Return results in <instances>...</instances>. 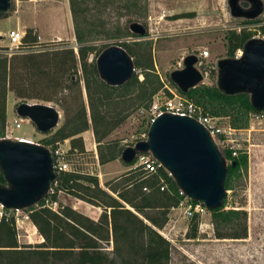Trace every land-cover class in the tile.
Wrapping results in <instances>:
<instances>
[{"label":"trees","instance_id":"16d2710c","mask_svg":"<svg viewBox=\"0 0 264 264\" xmlns=\"http://www.w3.org/2000/svg\"><path fill=\"white\" fill-rule=\"evenodd\" d=\"M114 1L121 2L118 7L130 15H147V0H68L76 51L70 46L36 48L38 35L32 27L24 31L21 52L8 55L3 52L5 47L0 46V137L7 122V93L12 91L16 98L45 100L62 111V123L45 133L40 139L42 145L54 149L69 140L67 156L83 153L82 133L91 128L99 164L121 160L124 145L107 138L133 112L147 110L163 83L153 61V41L130 32L129 25L121 26L119 20L111 24L101 18V13ZM247 5L241 2V6ZM7 16V13L0 14V18ZM192 16V12H184L173 18ZM258 21L243 19L242 22ZM254 29L264 34V25ZM252 36V31L245 28L228 30L224 35L226 55L235 57ZM95 37L138 38L116 43L132 58L136 70L123 84L109 85L100 78L96 58L103 49L95 52L92 43ZM26 47L33 49L26 50ZM92 53L94 56L89 60ZM210 75L216 76V71L211 70ZM177 90L200 106L203 113L227 118L235 129L247 128L250 114L264 111L252 106L248 93L225 94L216 83H200L185 93ZM141 123L146 124L143 132L147 133L149 125L143 118ZM221 154L227 162L225 197L220 207L208 210L211 224L218 239H244L247 237L246 210L228 206L226 193L246 170L248 156L242 149L237 156L228 149ZM136 162L137 158L129 163L122 161L130 169L107 180L103 186L96 174L80 170L55 172L45 196L25 209L43 240L34 245L19 244L14 217L2 215L0 264H171L172 245L160 230L167 223L170 210L179 206L182 199L179 187L164 168L147 172ZM0 184H7L1 170ZM58 192L101 208L98 218L93 219L69 205L59 204L53 210L47 204L57 202ZM198 224L199 216L195 214L189 219L187 238L197 236Z\"/></svg>","mask_w":264,"mask_h":264},{"label":"rangeland","instance_id":"374dc122","mask_svg":"<svg viewBox=\"0 0 264 264\" xmlns=\"http://www.w3.org/2000/svg\"><path fill=\"white\" fill-rule=\"evenodd\" d=\"M10 1L11 8L7 15L21 16L24 24L13 29L24 32L25 25L38 27L39 31L34 28L37 30L39 42L36 48L75 46L77 50L76 40L72 35L68 0ZM120 3L114 1L109 4L101 13V18L111 24L119 20L121 26H128L135 21L146 28V36L142 37L153 41V61L158 74L165 83L170 84L168 81L169 73L182 68L183 57L190 54L198 57L196 67L203 74V83L208 85L216 83V76L210 75L211 70L217 72V62L220 59L230 58L226 55L224 35L228 30L238 31L243 20L231 16L227 0H147L146 17L130 15L125 9L118 7ZM89 6L91 7L92 4ZM95 12V9L91 11L93 14ZM184 12H192L193 16L173 18L174 15ZM13 26H15L13 18H0V34L3 36L1 47L8 44L7 33ZM251 29L253 36L258 38V30L253 29V26ZM56 35L62 39L72 37V40L40 41L39 38L41 36L42 39H50ZM136 39L138 38L95 37L92 43L95 45V52H98L104 49L106 45L130 42ZM29 49L33 48L26 47V50ZM204 50L208 51V56L202 58L201 55ZM241 53L242 50H238L235 58H239ZM94 54L90 55L89 60L93 58ZM139 79H142L141 75H139ZM7 98L6 126L12 129L14 136L27 137L33 140H40L45 136L44 133L36 129L32 121H27L26 118H24L20 128L14 127L13 120L22 118L15 112L16 106L21 102L40 103L55 107L60 113L59 122L55 128L62 123V111L52 102L41 99L22 100L16 98L14 100L12 91H8ZM141 122L142 117L137 112H133L107 139L118 140L122 145L126 144V140L144 139L147 136V133L143 132L146 124ZM218 123L223 125L229 123V120L221 118ZM235 136L239 149L247 153L248 163L242 176L234 182L233 189L227 191V204L246 210L247 237L244 239L216 238L208 212L199 216L197 236L187 238L189 219L182 207L172 208L168 214L167 223L160 230L172 245L171 264H264V120L254 116L250 117L249 126L245 129H239ZM85 141L88 150L85 148L83 153L68 156L69 163L74 170L96 174L100 185L103 186L107 180L130 169L119 159L105 165L99 164L91 131L85 134L84 146ZM67 146H69V140L59 145L63 150H66ZM59 204L72 206L93 219H97L101 212V208L64 192H58L57 202L51 204V207L57 209ZM25 212V209L19 213L14 212L15 216L22 217L16 226L17 240L21 245H34L43 239L30 219L23 218Z\"/></svg>","mask_w":264,"mask_h":264},{"label":"water","instance_id":"95a60500","mask_svg":"<svg viewBox=\"0 0 264 264\" xmlns=\"http://www.w3.org/2000/svg\"><path fill=\"white\" fill-rule=\"evenodd\" d=\"M249 4L241 6V2ZM235 18L254 19L263 10L262 0H227ZM11 8L10 0H0V14ZM132 33L144 36L146 28L131 22ZM239 58H224L217 62L216 86L225 94L248 93L252 106L264 110V39L247 40ZM198 57H183V67L169 73V79L181 92L203 83L197 69ZM100 78L109 85H120L136 72L126 50L110 44L96 58ZM16 114L32 121L41 133L54 129L59 111L40 103L21 102ZM150 152L173 177L179 189L207 209L218 208L225 197L224 181L227 162L207 129L188 116L162 113L149 125L145 139L125 146L120 159L129 163L138 153ZM0 170L6 186L0 184V204L7 209H26L40 201L55 179L49 150L35 143L10 138L0 139Z\"/></svg>","mask_w":264,"mask_h":264},{"label":"built area","instance_id":"2783aa9c","mask_svg":"<svg viewBox=\"0 0 264 264\" xmlns=\"http://www.w3.org/2000/svg\"><path fill=\"white\" fill-rule=\"evenodd\" d=\"M262 2H263V10L259 16L254 18V19H258L259 21L252 24L242 22V25L239 27L238 31L242 28H245L247 30H252L251 26H253L254 29L260 25H264V0H262ZM248 6L249 4L246 7ZM23 35L24 32H20L15 29L9 30L7 33L8 44L5 46V50L3 52L8 55L21 52L22 49H20V47H21V40ZM253 37L254 36H252V38ZM259 37L263 39L264 34H262L258 30V38ZM75 44L77 46V43ZM72 48L76 51L75 46ZM201 56L202 58L207 57L208 51L207 50L202 51ZM161 81L163 83V88L152 97V102L149 108L147 110L141 108L137 112L139 116L145 119L148 125H150L154 121V119L162 113H171L175 115L191 117L200 124H202L207 129L209 135L211 136V138L213 139V141L215 142V144L217 145V147L221 152L224 149H228L231 150V154L233 156H237L238 151L240 149L238 147L237 138L235 134L236 132L239 131V129L233 128L229 123L223 125L219 124L218 121L221 119L220 117H214L203 113L200 106L196 105L192 100L181 95L176 87L165 83L163 79H161ZM253 116L256 117L257 119L264 120V111L260 113H251L250 117ZM26 120L30 121L28 118H26ZM23 121L24 118L14 119L13 120L14 127L17 129L20 128L21 123ZM5 138L21 140L29 143L42 145L40 140H33L27 137L14 136L12 134V129L8 128L7 126L5 127L4 135L1 136L0 139H5ZM138 140H142V139L138 138L131 141L126 140V144L124 145V147L128 145H134L135 142ZM42 146L46 147L50 152L54 172L74 170L69 163L67 150H63L59 146H57L54 149H52L50 146H45V145ZM136 158H137L136 165L142 167L147 172H154L159 167L164 168L163 165L150 152L138 153ZM179 195L182 196V199L178 207H182L184 209V213L188 219L192 218L195 214H197L198 216H202L203 214L208 213V209L203 203L199 201L193 202V199L187 197L181 189H179ZM51 204H55V202L48 203L47 205L50 208H52ZM6 209L7 208H5L4 206H2V204H0V218L4 214L12 215L14 217L15 226H17L18 222L22 219V217H20L19 215L15 216L14 212L19 213L22 210L7 209L8 212H5ZM23 218L29 219L27 212L24 213Z\"/></svg>","mask_w":264,"mask_h":264},{"label":"crops","instance_id":"0c3cea01","mask_svg":"<svg viewBox=\"0 0 264 264\" xmlns=\"http://www.w3.org/2000/svg\"><path fill=\"white\" fill-rule=\"evenodd\" d=\"M68 11H69V9H68ZM69 16H70V13H69ZM7 17L13 18L14 23H15V26L11 27L9 30L13 29L14 27H17V26L20 27L21 25L22 26L24 25L23 22H22L21 16L8 15ZM70 23H71V27H72L71 17H70ZM27 27H32V28H37L38 29V27L36 25H31V26L25 25V28H27ZM38 31H39V29H38ZM39 35H40V33H39ZM72 35H73V30H72ZM2 38H3V36H1V34H0V46H2V41H3ZM39 38H40V41H51V40H54V39H62L59 35L53 36L50 39H42L41 36ZM62 40H72V37H70L68 39H62ZM15 99H16V97L14 96V100ZM7 105H8V98H7V101H6V116H7ZM90 131H91V136L93 137L92 130H86V131H84L82 133L83 140H85V134L88 133V132L90 133ZM85 146H86L85 148L88 150L89 148L86 145V141H85ZM68 147L69 146L66 147V150L68 149ZM103 165H105V164H103Z\"/></svg>","mask_w":264,"mask_h":264}]
</instances>
